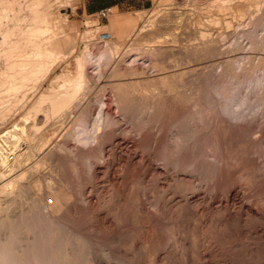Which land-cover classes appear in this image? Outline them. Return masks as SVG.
Segmentation results:
<instances>
[{
    "label": "rangeland",
    "instance_id": "374dc122",
    "mask_svg": "<svg viewBox=\"0 0 264 264\" xmlns=\"http://www.w3.org/2000/svg\"><path fill=\"white\" fill-rule=\"evenodd\" d=\"M166 1L151 0L145 9L136 12L112 11L103 19L98 14L82 15L79 0H47L42 9L49 12L46 20L51 23L49 31L58 38L57 44L54 41L39 45L42 55L31 74L25 73L24 66L8 73L0 69L1 83L25 77L16 94H12L16 98L11 96L9 107L2 108L10 109V113L0 121V240L3 243L7 235L16 239L19 249L17 245L14 249L22 260L18 259V264L34 262L32 257L40 259V264H47L48 257L58 261L52 264H264V0H231L230 8L225 10L212 7L210 0ZM169 11L172 13L168 16ZM121 29L127 35L132 29L139 31L140 35L134 36L138 35L139 45H146L143 48L151 49L154 44L172 49L164 48L165 54L155 50L152 56L150 51L142 54L144 49H128L137 41L130 45L132 41L129 43L127 36L121 39L117 33ZM200 31L207 33L205 37ZM116 41L121 43L117 45ZM206 42L207 49H203ZM112 45L110 56L114 59L107 58L109 52L105 51ZM198 46L202 53L208 50L207 55L199 53ZM83 54L90 58L85 56L86 73L94 77L93 81L89 79L90 87L76 93L77 98H71L73 103L67 105L69 109L61 108L54 117L50 116L53 113L46 100L35 117L31 108L41 94L49 89L59 94L63 91V95L71 92L77 73L76 58ZM118 60L122 70L139 67V74L116 77L112 70ZM154 60L166 66L164 73L165 69L156 67L161 73L152 67ZM3 62L4 59L0 67ZM174 72L178 75L171 77L173 83L169 79L171 83L167 81L164 87L156 84L146 89L142 84L130 93L126 84ZM120 81L126 82L121 90L113 86ZM117 91L120 97L115 95ZM153 95L154 102L150 99ZM144 99L147 106H141ZM47 111L50 113L46 118ZM34 127L37 133L31 130ZM14 134L17 135L12 138ZM38 135H43L47 143L39 141ZM174 135L180 139L179 146L173 144L177 141ZM7 137H21L16 140L22 159L16 162L19 165L11 159L13 141ZM36 143L45 145L43 158L41 151L32 149ZM55 196L57 201L59 198L56 204L63 206L42 211L45 209L41 210V203L51 205ZM39 227L43 231L40 228L39 232ZM41 231L46 239L50 238L46 240L50 247L37 240L43 238ZM40 245L47 246L46 251L50 249V256L42 253Z\"/></svg>",
    "mask_w": 264,
    "mask_h": 264
},
{
    "label": "bare ground",
    "instance_id": "6f19581e",
    "mask_svg": "<svg viewBox=\"0 0 264 264\" xmlns=\"http://www.w3.org/2000/svg\"><path fill=\"white\" fill-rule=\"evenodd\" d=\"M46 1L47 0H0V61H3V59H4V64L0 67V69H2V70H4V73H8L10 70H13V68H16V67H23L24 68V71H25V73H30L31 71H32V69L34 68V66H35V64L37 65V62H38V60L41 58L40 56L42 55L41 54V50L39 49V48H41V46L39 47V45L42 43V42H45V43H54V41H55V43L57 44V37H56V35L55 34H51V27H49V24H51V23H49L46 19H47V14H48V16H49V12H47L46 11V9H42V8H44V6L46 5V4H48V3H46ZM168 1V0H167ZM166 1V2H167ZM177 1V0H176ZM175 1V2H176ZM208 1V0H207ZM213 2V4H210V5H212V7H217V8H219V9H221V10H225V9H229L230 8V4L229 3H231L232 1L231 0H223L222 2H221V0H220V2L219 1H213V0H210V1H208V2ZM231 1V2H230ZM174 2V3H175ZM211 2V3H212ZM246 2V1H245ZM53 3V2H52ZM234 3V2H233ZM261 3V2H260ZM176 4H178V2H176ZM205 4H207V2L205 3ZM243 4V3H242ZM252 4V3H251ZM171 5V4H170ZM234 5V4H233ZM48 6V5H47ZM208 6V5H207ZM52 7H54V6H52ZM211 6H209V8H212ZM214 7V8H215ZM49 8V7H48ZM172 8V7H171ZM174 8V7H173ZM179 9V8H178ZM177 9V10H178ZM218 9V10H219ZM55 10V9H54ZM205 10H206V8H205ZM209 10V9H208ZM52 11V10H51ZM162 11V10H161ZM173 11V10H172ZM207 11V10H206ZM210 12H211V10H209ZM243 11V10H242ZM47 12V13H46ZM182 12V11H181ZM186 12V11H185ZM184 12V13H185ZM218 12V11H217ZM247 12V11H246ZM54 13V12H53ZM165 13V12H164ZM169 13H170V15H171V11H169L168 12V16H169ZM245 13V12H244ZM52 14V13H51ZM50 14V15H51ZM165 14V15H166ZM176 14H177V12H176ZM202 14V13H201ZM206 14V13H205ZM208 14H209V12H208ZM241 14H243V13H241ZM255 14V13H254ZM166 15V16H167ZM181 15V14H180ZM215 15V14H214ZM213 15V16H214ZM59 16V15H58ZM162 16L164 17V15L162 14ZM165 16V17H166ZM179 16V15H178ZM206 16V15H205ZM46 17V18H45ZM202 17V16H201ZM211 17H212V15H211ZM238 17V16H237ZM156 18V17H155ZM167 18H170V17H167ZM183 18V17H182ZM191 18V17H190ZM241 18H243V17H241ZM161 19V18H160ZM174 19V18H173ZM175 19H176V17H175ZM184 19V18H183ZM213 19V18H212ZM211 19V20H212ZM49 20V19H48ZM214 20H216V19H214ZM51 21V20H50ZM169 22L171 21L170 19L168 20ZM172 21H174V20H172ZM188 21H189V19H188ZM192 21V20H191ZM200 21V20H199ZM224 21V20H223ZM151 22V21H150ZM156 22V21H155ZM185 22V21H184ZM190 22V21H189ZM210 22H213V20L212 21H210ZM225 22V21H224ZM49 23V24H48ZM121 23V22H120ZM171 23V22H170ZM183 23V22H182ZM191 23V22H190ZM201 23V22H200ZM217 23H219V21L217 22ZM148 24V23H147ZM161 24V23H160ZM196 25H197V23H195ZM216 24V23H215ZM114 25V24H113ZM124 25V24H123ZM145 25V24H144ZM188 25H190V24H188ZM220 25V24H219ZM230 25V24H229ZM47 26V27H46ZM51 26V25H50ZM125 26V25H124ZM151 26V25H150ZM162 26V25H161ZM202 26V25H201ZM44 27H45V29H44ZM115 27V26H114ZM134 27V26H133ZM145 27V26H144ZM147 27V26H146ZM152 27V26H151ZM163 27H165V26H163ZM168 27V26H167ZM49 28L51 29L50 31H49ZM129 28V27H128ZM127 28V29H128ZM160 28V27H159ZM158 28V29H159ZM185 28V27H184ZM183 28V29H184ZM227 28H228V25H227ZM109 29V28H108ZM112 29V28H111ZM117 29V28H116ZM142 29V28H141ZM168 29H169V27H168ZM192 29V28H191ZM105 30H106V28H105ZM114 30H115V28H114ZM145 30H147V29H145ZM185 30V29H184ZM197 30V29H196ZM113 31V30H112ZM149 31V30H148ZM195 31V30H194ZM198 32H199V30H197ZM147 32V31H146ZM145 31H144V33H146ZM151 32H153V31H151ZM150 32V33H151ZM161 32V31H160ZM204 32V31H203ZM114 33V32H113ZM117 33H118V36L119 37H121V39H122V37L123 38H125L126 36H127V41L130 43V41H132V43L130 44V45H133V42L135 43V41H137L136 43H135V45L134 46H130V45H128V46H130V47H127L128 49L129 48H133L134 47V49H144V52L142 53V54H144L145 52H149L150 51V54H151V56H152V52H154L155 50H157V52H159V51H163L164 50V48L165 47H163L160 43V45L163 47V49L161 48V46H158V45H156V46H154V44H153V47L151 48V49H149V47L146 49V48H143V47H145V46H141V45H139V43H138V41H140V40H137V39H139L138 38V35H136V36H134L135 35V33L136 34H139V31H138V33L136 32V29L134 30V29H132V31L127 35V33H126V30H123V29H121V30H118L117 31ZM144 33H143V35H144ZM159 33V32H158ZM177 33V32H176ZM197 33V32H196ZM200 33H201V31H200ZM51 34V35H50ZM157 34V33H156ZM185 34V33H184ZM199 34V33H198ZM207 34V33H206ZM205 34V35H206ZM140 35V34H139ZM182 35V34H181ZM205 35H203V33H201V36H204L205 37ZM146 36V35H145ZM149 36V35H148ZM150 36H151V34H150ZM149 36V37H150ZM158 36V35H157ZM168 36V35H167ZM208 36V35H207ZM206 36V37H207ZM91 37V36H90ZM159 37V36H158ZM157 37V38H158ZM199 37V36H198ZM204 37L202 38V40L204 39ZM144 39H145V37H143ZM151 38V37H150ZM154 38V37H153ZM160 38V37H159ZM162 38H163V36H162ZM161 38V39H162ZM165 38H166V36H165ZM201 38H199V39H201ZM119 39V38H118ZM164 39V38H163ZM169 39V38H168ZM181 39H182V37H181ZM207 39V38H206ZM205 39V40H206ZM141 40H143V39H141ZM146 40H147V38H146ZM146 40H144V42L146 41ZM153 40V39H152ZM176 40V39H175ZM123 41H126V39L125 40H123ZM122 41V42H123ZM149 41V40H148ZM151 41V40H150ZM154 41V40H153ZM199 41V40H198ZM112 42H114V41H112ZM127 42V43H128ZM142 43H143V41H141ZM147 42V41H146ZM161 42V41H160ZM167 42H168V40H167ZM183 42V41H182ZM204 42V41H203ZM217 42V41H216ZM61 43V42H60ZM116 44L118 43V44H120L119 42H115ZM196 43V42H195ZM202 43V42H201ZM255 43V42H254ZM111 44V43H110ZM113 44V43H112ZM117 44V45H118ZM125 44V43H124ZM164 44V43H163ZM183 44V43H182ZM181 44V45H182ZM193 44V43H192ZM209 44V43H208ZM208 44H207V42L205 43V45H203L204 47H203V49L204 48H206L207 49V46H208ZM214 44V42L212 43V45ZM41 45H43V43L41 44ZM52 45V44H51ZM148 45V44H147ZM166 45V44H165ZM171 45V44H170ZM196 45V44H195ZM195 45H194V47H195ZM201 45V44H200ZM84 46H86V45H84ZM113 46V45H112ZM114 46H115V44H114ZM114 46L113 47H111V48H109L108 47V50L106 49H104L106 52H109V56L107 55L106 57L107 58H112L111 56H110V53H112V49L114 48ZM120 46V45H119ZM168 46V45H167ZM173 46V45H172ZM180 46V45H179ZM39 47V48H38ZM46 47V46H45ZM73 47V46H72ZM116 47V46H115ZM190 47V46H189ZM197 47V46H196ZM210 47H213V46H211L210 45ZM264 47V46H263ZM85 48V47H84ZM126 48V49H127ZM174 48H176V47H174ZM42 49V48H41ZM118 49H120V48H118ZM149 49V50H148ZM165 49H167V48H165ZM169 49H172V48H169L168 47V49L167 50H165V51H169ZM178 49V48H177ZM181 49V48H180ZM185 49V48H184ZM186 49H188V48H186ZM192 49H195V48H192ZM203 49L202 48H199V46H198V50H199V53H202L201 51H203ZM205 49V50H206ZM209 49V48H208ZM214 49V48H213ZM255 49V48H254ZM63 50V49H62ZM117 50V49H116ZM133 50V49H132ZM130 50L131 52H134V51H136V50ZM176 50V49H175ZM191 50V49H190ZM204 50V51H205ZM210 50V49H209ZM216 50H217V48H216ZM44 51H45V49H44ZM104 51V52H105ZM125 51H127V50H125ZM165 51H163V52H161V53H163V54H165ZM173 51V50H172ZM195 51H197V49L195 50ZM208 50H206V52H207ZM43 52V51H42ZM67 52H68V50H67ZM103 52V55L105 54ZM115 52V51H114ZM123 52V51H122ZM129 52V51H128ZM138 52H140V51H138ZM175 52V51H174ZM187 52V51H186ZM205 52V53H206ZM218 52V51H217ZM46 53V52H45ZM64 53V52H63ZM85 53V52H84ZM205 53H202V54H204L205 55ZM117 54V53H116ZM129 54H130V52H129ZM135 54V53H134ZM140 54V53H139ZM138 54V55H139ZM155 54V53H154ZM153 54V55H154ZM158 54V53H157ZM160 54V53H159ZM169 54V53H168ZM172 54V53H171ZM184 54V53H183ZM187 54V53H186ZM202 54H200V55H202ZM44 55V54H43ZM65 55H66V53H65ZM65 55H63V56H65ZM87 55H88V53H87ZM91 55V54H90ZM114 55H115V53H114ZM122 55V54H121ZM145 55H146V53H145ZM174 54H172V56H173ZM194 55H199L198 53H196V54H194ZM203 55V56H204ZM206 55H207V53H206ZM253 55V54H252ZM85 56H86V54H83V56L82 57H77L76 58V65H77V73H76V76H75V80L74 81H72V82H74V84L72 83V85H73V89L71 90V92L69 91L68 93H66L65 92V95H63V91L62 92H60V94L59 93H57L58 91L56 90V92L55 91H53V90H50L49 89V92L48 93H43V94H41L40 95V97H38L37 98V101H36V103H34V106H33V108H31L32 110H34V112H35V114H34V116L36 117V116H38L37 115V113H38V111L40 112L41 110H40V107L44 104H46V100H48V105L50 106H48L50 109L49 110H51L52 112L50 113V111H47L46 113H44L45 115L44 116H46V118L48 117L46 114H48V112L50 113V114H52V115H50V116H52V117H54V114L56 115V112H58L59 113V110L61 109V108H64V107H66L69 103H73V99L74 98H77L76 96H77V94L76 93H80L81 92V90L84 88H88V87H90L89 86V81H91V80H89L90 78L92 79V81H93V78L94 77H92L90 74V76L91 77H89V75L86 73V66H85V61H87V58H88V56H86L87 58H85ZM125 56V55H124ZM142 56V55H141ZM140 56V57H141ZM163 56V55H162ZM162 56H160V57H162ZM167 56V55H166ZM169 56H170V54H169ZM202 56V57H203ZM217 56V55H216ZM256 56V55H255ZM48 57H49V55H48ZM102 57V56H101ZM104 57H105V55H104ZM120 57V56H119ZM146 57V56H145ZM147 57H149V54H148V56ZM165 57V56H164ZM171 57V56H170ZM200 57V56H199ZM218 57V56H217ZM106 58V59H107ZM122 58V57H121ZM166 58H168V57H166ZM248 58V57H247ZM2 59V60H1ZM65 59V58H64ZM88 59H90V58H88ZM105 59V60H106ZM110 59H109V61H110ZM112 59H114V58H112ZM115 59H116V57H115ZM123 59H125V57L123 58ZM135 59H136V57H135ZM134 59V60H135ZM159 59V58H158ZM163 59V58H162ZM179 59V58H178ZM256 59V58H255ZM108 60V59H107ZM143 60V59H142ZM150 60V59H149ZM161 60V59H160ZM264 60V59H263ZM89 61V60H88ZM119 61V60H118ZM132 61V60H131ZM136 61V60H135ZM151 61H153V60H151ZM154 61H156V60H154ZM171 61V60H170ZM94 62V61H93ZM101 62V61H100ZM104 62V61H103ZM106 62V61H105ZM110 62H112V61H110ZM121 62H122V60H121ZM133 62V61H132ZM157 62V63H156ZM155 63L153 62V64L155 65V66H153V64H152V67H158L161 71H163L164 69V71H163V73L166 71V69L167 68H165L166 66H163L162 64H161V66H159L158 64V60L156 61ZM167 62H169V61H167ZM178 62H180V61H178ZM196 62V61H195ZM216 62V61H215ZM228 62V61H227ZM252 62H254L253 60H252ZM90 63V62H89ZM92 63V62H91ZM107 63H108V61H107ZM152 63V62H151ZM172 63V62H171ZM176 63V62H175ZM174 63V64H175ZM191 63V62H190ZM226 63V62H225ZM264 63V62H263ZM103 64V63H102ZM101 64V65H102ZM118 64L119 65H121L122 63H120V61L119 62H117V67L116 66H114V69L112 70V74L113 75H116V77L118 76V77H122L123 76V78L125 77V76H130V75H137V73L139 72V70H138V68H135V67H131L130 66V68L131 69H129V68H123L124 70H122L121 69V66L119 67L118 66ZM126 64H127V62H126ZM130 64V63H129ZM128 64V65H129ZM133 64V63H132ZM168 64V63H167ZM217 64V63H216ZM248 64V63H247ZM257 64V63H256ZM109 65V64H108ZM123 65H125V64H123ZM143 65V64H142ZM150 65V64H149ZM222 65V64H221ZM107 66V65H106ZM133 66V65H132ZM137 66V65H136ZM178 66V65H177ZM203 66V65H202ZM254 66V65H253ZM256 66V65H255ZM261 66V65H260ZM264 66V65H263ZM123 67V66H122ZM126 67V66H125ZM128 67V66H127ZM146 67V66H145ZM17 68V69H18ZM103 68V67H102ZM112 68H113V66H112ZM141 68V67H140ZM158 68H156L157 70H158ZM170 68V67H169ZM178 68V67H177ZM220 68V67H219ZM254 68V67H253ZM252 68V69H253ZM264 68V67H263ZM40 69V68H39ZM143 69V68H142ZM146 69V68H145ZM148 69V68H147ZM172 69V68H171ZM194 69V68H193ZM229 69V68H228ZM107 70V69H106ZM144 70V69H143ZM154 70V69H153ZM192 70V69H191ZM195 70V69H194ZM205 70V69H204ZM249 70V69H248ZM255 70V69H254ZM23 71V72H24ZM145 71V70H144ZM151 71V70H150ZM159 71V70H158ZM161 71H159V72H161ZM195 71H197V70H195ZM250 71H252V70H250ZM249 71V72H250ZM256 71V70H255ZM255 71H253V72H255ZM260 71V70H259ZM22 72V71H21ZM39 72H43V71H39ZM95 72V71H94ZM146 72V71H145ZM167 72H168V70H167ZM189 72H191V71H189ZM230 72V71H229ZM33 73V72H32ZM101 73V72H100ZM162 73V72H161ZM173 73V72H172ZM172 73H168V74H162L163 76H158L157 77V79L156 78H152V80H148V81H145V80H141V79H139V81L137 80L136 81V79H135V81H128L127 82V80H126V82L124 81V83H121V81H120V83H118V84H116V85H113V83H112V85L113 86H115L116 87V89H119V90H121V86H123L125 83L126 84H128L127 85V87L129 88L128 90H130L129 92L131 93L133 90H135L136 88L138 89V87L140 88V85H142L143 86V88H146V89H148V88H150V86L152 87V86H156V84H158L159 86H165V85H167V83H171L172 82V80H171V77H172V79L174 78V75H178V74H176L175 72V74H173L172 75ZM177 73H179V72H177ZM220 73V72H219ZM252 73V72H251ZM257 73V72H256ZM24 74V73H23ZM31 74V73H30ZM38 74V73H37ZM40 74V73H39ZM45 74V73H44ZM110 74H111V72H110ZM139 74V73H138ZM152 74V73H151ZM155 74V73H154ZM159 74V73H158ZM157 74V75H158ZM224 74V73H223ZM27 75V74H26ZM144 75V74H143ZM172 75V76H171ZM187 75V74H186ZM190 75V74H189ZM198 75V74H197ZM199 75H200V73H199ZM202 75V74H201ZM250 75V74H249ZM5 77H6V75H4ZM25 76V75H24ZM28 76V75H27ZM38 76V75H37ZM94 76V75H93ZM109 76H112V75H109ZM180 76V75H179ZM178 76V77H179ZM230 76V75H229ZM9 77V76H8ZM8 77H6L5 79H8ZM39 77V76H38ZM153 77V76H152ZM156 77V76H155ZM177 77V78H178ZM203 77V76H202ZM10 78V77H9ZM25 77H23V79H24ZM58 78V77H57ZM140 78V77H139ZM143 78V77H142ZM148 78V77H147ZM151 78V77H150ZM181 78V77H180ZM191 78V77H190ZM228 78V77H227ZM22 79V77H20L19 78V80H17L15 77H12V78H10L9 80H5V82L4 83H1V92H0V121L5 117L6 118V116L8 115V113H10V109H7V110H5L4 109V111H3V107H9L8 106V100H9V102H10V100L12 99V97L14 96L15 97V95H12L13 93H15V91L20 87V84H21V81H23V79ZM74 79V78H73ZM138 79V78H137ZM156 79V80H155ZM169 79L171 80V82H169ZM194 79V78H193ZM4 80V79H3ZM155 80V81H154ZM183 80V79H182ZM208 80V79H207ZM143 81H145V83H142ZM168 81V82H167ZM188 81H191V80H188ZM224 81V80H223ZM233 81H234V79H233ZM56 82H57V80H56ZM167 82V83H166ZM191 82H193V81H191ZM195 82V81H194ZM198 82V81H197ZM229 82V81H228ZM235 82V81H234ZM92 83V82H91ZM110 83V82H109ZM173 83V82H172ZM226 83V82H225ZM233 83V82H232ZM62 84V83H61ZM70 84V83H69ZM182 84V83H181ZM202 84V83H201ZM111 85V84H110ZM112 85H111V87H112ZM180 85V84H179ZM186 85H187V83H186ZM263 85V84H262ZM65 86V85H64ZM64 86L62 85V87L64 88ZM66 86H68V84L66 85ZM104 86V85H103ZM175 86V85H174ZM185 86V85H184ZM234 86V85H233ZM237 86V85H236ZM61 87V86H60ZM61 87V88H62ZM72 87V86H71ZM107 87V86H106ZM121 87V88H120ZM125 87V86H124ZM123 87V88H124ZM163 87H162V89H163ZM170 87V86H169ZM181 87V86H180ZM193 87V86H192ZM57 88V87H56ZM67 88V87H66ZM66 88L64 89V90H66ZM102 88V87H101ZM126 88V87H125ZM155 88V87H154ZM171 88V87H170ZM169 88V89H170ZM182 88V87H181ZM189 88V87H188ZM229 88V87H228ZM68 90L69 89H71L70 87L69 88H67ZM112 89V88H111ZM115 89V88H114ZM136 89V90H137ZM151 89V88H150ZM149 89V90H150ZM180 89V88H179ZM232 89H233V87H232ZM40 90V89H39ZM125 90V89H124ZM155 90V89H154ZM172 90V89H171ZM187 90V89H186ZM231 90V89H230ZM126 91V90H125ZM146 91V90H145ZM100 92V91H99ZM112 92V91H111ZM114 92V91H113ZM118 92V91H117ZM140 92V91H139ZM141 92H143V91H141ZM167 92H169V90L167 91ZM166 92V93H167ZM173 92V91H172ZM183 92V91H182ZM185 92V91H184ZM208 92H209V90H208ZM207 92V93H208ZM25 93V92H24ZM78 93V94H79ZM84 93V92H83ZM110 93V92H109ZM119 93V92H118ZM118 93H115V95L117 94L119 97H120V93L118 94ZM128 93V92H127ZM126 93V94H127ZM152 93H154V91L152 92ZM170 93V92H169ZM168 93V94H169ZM189 93V92H188ZM16 94V93H15ZM76 94V95H75ZM174 94V93H173ZM172 94V95H173ZM176 94V93H175ZM175 94H174V96H175ZM263 94V93H262ZM122 95H124V93H122ZM145 95V94H144ZM143 95V96H144ZM151 95V94H150ZM161 95V94H160ZM231 95V94H230ZM12 96V97H11ZM21 96H22V94H21ZM26 96V95H25ZM75 96V97H74ZM131 96H134V95H131ZM157 96H159V94H157ZM157 96H155V97H157ZM185 96V95H184ZM191 96V95H190ZM205 96H207V95H205ZM232 96V95H231ZM13 97V98H14ZM119 97H117L116 99H118ZM124 97H126V95L124 96ZM127 97H128V94H127ZM153 97V98H152ZM151 98L150 97H147V99L146 100H149V98L154 102L155 100H153L154 99V95L152 96ZM177 97V96H176ZM11 98V99H10ZM16 98V97H15ZM21 98V97H20ZM71 98H73V99H71ZM79 98V97H78ZM98 98V97H97ZM103 98V97H102ZM167 98V97H166ZM170 98V97H169ZM262 98V97H261ZM22 99V98H21ZM115 99V100H116ZM145 99L143 100V104L141 103V106H143V105H145V106H147L148 105V103L145 101ZM156 99V98H155ZM174 99V98H173ZM172 99V100H173ZM178 99V98H177ZM186 99H188V98H185V100ZM258 99V98H257ZM72 100V101H71ZM160 100V99H159ZM162 100V99H161ZM160 100V101H161ZM171 100V99H170ZM169 100V101H170ZM171 100V101H172ZM184 100V101H185ZM189 101H190V99H188ZM192 100V99H191ZM194 100V99H193ZM224 100H226V99H224ZM228 100H230V99H228ZM262 100V99H261ZM16 101V100H15ZM25 101V100H24ZM101 101V100H100ZM169 101H167V102H169ZM179 101V100H178ZM183 101V103H185ZM189 101H187L188 103H189ZM223 101V100H222ZM221 101V102H222ZM227 101V100H226ZM264 101V100H263ZM22 102V101H21ZM153 102H151V103H153ZM177 102V101H176ZM192 102V101H191ZM200 102V101H199ZM12 103H14V102H12ZM17 103H19V102H17ZM16 103V104H17ZM117 103V102H116ZM147 105H146V104ZM150 103V104H151ZM165 103V102H164ZM163 103V104H164ZM182 103V104H183ZM229 103V102H228ZM157 104H159V102H157ZM161 104V103H160ZM198 104V103H197ZM210 104V103H209ZM230 104V103H229ZM256 104V103H255ZM255 104H254V106H255ZM261 104H263V103H261ZM260 104V105H261ZM15 105V104H14ZM13 105V106H14ZM116 105V104H115ZM192 105V104H191ZM203 105V104H202ZM258 105V104H257ZM70 106V105H69ZM117 106V105H116ZM133 106V105H132ZM131 106V107H132ZM141 106H140V108H141ZM144 106V108L143 109H146V107ZM160 106V105H159ZM158 106V107H159ZM190 106V105H189ZM88 107V106H87ZM137 107V106H136ZM200 107V106H199ZM169 108V107H168ZM197 108V107H196ZM201 108V107H200ZM67 109H69L68 108V106H67ZM118 109V108H117ZM139 108H137V110H138ZM142 109V108H141ZM151 109H152V107H151ZM150 109V110H151ZM208 109V108H207ZM220 109V108H219ZM43 110V109H42ZM48 110V109H47ZM133 110H135V111H137L136 109H133ZM148 110V109H147ZM140 112H141V110H139ZM139 111H137V113L139 112ZM203 111V110H202ZM207 111V110H206ZM194 112H198L197 110L196 111H194ZM41 113V112H40ZM65 113V112H64ZM137 113H135V114H137ZM147 113H148V111H147ZM189 113V112H188ZM193 113V112H192ZM224 113V112H223ZM225 113H226V111H225ZM228 113H229V111H228ZM32 114V115H33ZM39 114V113H38ZM43 114V113H42ZM76 114V113H75ZM133 114V113H132ZM134 114V115H135ZM139 114V113H138ZM198 114V113H197ZM199 114H200V112H199ZM204 114V113H203ZM133 115V116H134ZM189 115V114H188ZM226 115V114H225ZM224 115V116H225ZM247 115V114H246ZM83 116V115H82ZM149 116H150V114H149ZM195 115H193L192 117H194ZM245 116V115H244ZM243 116V117H244ZM24 117V116H23ZM204 117H206V116H204ZM73 118V117H72ZM180 118V117H179ZM188 118V120L190 119V116L189 117H187ZM35 119H37V118H35ZM34 119V120H35ZM54 119V118H53ZM186 119V118H185ZM196 119V118H195ZM205 119V118H204ZM239 119V118H238ZM47 120V119H46ZM49 120H51V119H49ZM56 120V119H55ZM159 120V119H158ZM181 120V119H180ZM207 120V119H206ZM236 120V119H235ZM241 120V119H240ZM54 121V120H53ZM153 121V120H152ZM192 121V120H191ZM195 121V120H194ZM193 121V122H194ZM35 121H33V123H34ZM187 123H188V121H186ZM237 122V121H236ZM240 122V121H239ZM5 123V122H4ZM32 123V124H33ZM196 123V122H195ZM204 123V122H203ZM225 123V122H224ZM16 124V123H15ZM35 124V123H34ZM38 124V123H37ZM179 124V123H178ZM190 124V123H189ZM202 124V123H201ZM79 125V124H78ZM77 125V126H78ZM32 126V125H31ZM31 126H29V127H31ZM34 126V125H33ZM76 126V125H75ZM76 126V127H77ZM141 126V125H140ZM176 126V125H175ZM35 127H38V126H35ZM35 127H34V129H32L31 128V130H34L35 131V133H37V131L38 130H35ZM42 127V126H41ZM73 127V126H72ZM84 127V126H83ZM145 127V126H144ZM182 127V126H181ZM184 127H186V126H184ZM51 128V127H50ZM80 128V127H79ZM82 128V127H81ZM140 128V127H139ZM143 128V127H142ZM240 128V127H239ZM39 129V128H38ZM84 129V128H83ZM162 129V128H161ZM31 130H29V131H31ZM185 130V129H184ZM244 130V129H243ZM9 131V130H8ZM16 131V130H15ZM33 131V132H34ZM55 131V130H54ZM202 131H203V129H202ZM27 132V131H26ZM83 132H84V130H83ZM187 132V131H186ZM185 132V134H188V133H186ZM15 133V132H14ZM55 133V132H54ZM238 133V132H237ZM13 134V133H12ZM29 134V133H28ZM79 134V133H78ZM86 134V133H85ZM175 134V133H174ZM10 136V134H7L6 136ZM17 134H14V135H12V138L14 137V136H16ZM36 135V134H35ZM89 135H90V133H89ZM6 136H5V140H6ZM22 136V135H21ZM27 136V135H26ZM30 136V135H29ZM66 136V135H65ZM81 136V135H80ZM175 136V135H174ZM185 136V135H184ZM11 137V136H10ZM37 137V136H36ZM38 137H39V141H41V142H46L47 143V141H45V138H44V136L42 135L41 137H40V135H38ZM46 137V136H45ZM103 137V136H102ZM171 137H172V135H171ZM176 137V136H175ZM179 137V136H178ZM186 137V136H185ZM8 138V137H7ZM12 138H8V140H9V142H12V146L14 147V149L12 150V153H13V155H12V158L11 159H15L16 161H15V163L16 162H18V161H20V159H21V157H20V153L18 152V150H17V143H16V140H17V142L18 141H20L19 139H21V137H16L14 140L12 139ZM27 138V137H26ZM25 138V139H26ZM29 138V137H28ZM27 138V139H28ZM90 138V137H89ZM94 138V137H93ZM12 139V140H11ZM24 139V138H23ZM47 139V138H46ZM68 139V138H67ZM102 139V138H101ZM173 139V138H172ZM181 139H183V137L181 138ZM2 140V139H1ZM7 140V141H8ZM11 140V141H10ZM63 140V139H62ZM174 140V139H173ZM173 140H171V141H173ZM176 140L179 142L178 144H177V141H175L176 143H173L175 146H179L180 145V139L178 140L177 139V137H176ZM54 141V140H53ZM43 142V143H44ZM52 142V141H51ZM101 142V141H100ZM25 143V142H24ZM45 143V144H46ZM80 144V143H79ZM173 145V146H174ZM44 144H42V143H40V144H38V143H36V145L34 144L33 146H32V149L33 150H38V151H41L42 152V158H43V150H44V153H46V151H45V149H44ZM60 146V145H59ZM208 146H210L209 144H208ZM56 147V146H55ZM80 147H82V146H80ZM54 148V147H53ZM58 148V147H57ZM62 148V147H61ZM63 149V148H62ZM51 150V149H50ZM56 151V150H55ZM58 151V150H57ZM212 151H213V149H212ZM96 152V151H95ZM94 152V153H95ZM101 152V151H100ZM102 152H103V150H102ZM172 152V151H171ZM31 152H29V155H31L30 154ZM50 153V152H49ZM84 154H85V152H83ZM24 154V153H23ZM25 154H27V156H28V153H25ZM41 154V153H40ZM194 154V153H193ZM27 156H25L26 158H27ZM57 156V155H56ZM94 156V155H93ZM216 156V155H215ZM5 157V156H4ZM24 156H22V158H23ZM31 157V156H30ZM46 157V156H45ZM6 159H8L9 160V156H7V157H5ZM41 158V159H42ZM48 158V157H47ZM211 158V157H210ZM31 159V158H30ZM22 160V159H21ZM44 160V159H43ZM42 160V161H43ZM45 160H46V158H45ZM44 160V161H45ZM56 160V159H55ZM3 161V160H2ZM41 161V162H42ZM99 161H100V159H99ZM221 161V160H220ZM23 162V161H22ZM29 163V162H28ZM44 163V162H43ZM42 163V164H43ZM221 163V162H220ZM13 164V163H12ZM17 165H19L18 163H16ZM39 164V161L38 162H36V164L34 165V167H36L37 165ZM49 164V163H48ZM89 164V163H88ZM169 164V163H168ZM41 165V164H40ZM39 165V167H41ZM30 166V165H29ZM17 167V166H16ZM198 167V166H197ZM200 167V166H199ZM2 168V167H1ZM37 168V167H36ZM207 168V167H206ZM16 169V168H15ZM29 169V168H28ZM192 169V168H191ZM212 169V168H211ZM42 170V169H41ZM30 171V170H29ZM28 171V172H29ZM36 171V170H35ZM199 171V170H198ZM25 172V171H24ZM212 172V171H211ZM35 173V172H34ZM51 173V172H50ZM10 174V173H9ZM25 174V173H24ZM38 174V173H37ZM3 175V174H2ZM21 175V174H20ZM29 175V174H28ZM27 175V176H28ZM33 175H35V174H33ZM25 176V175H24ZM205 176V175H204ZM19 177V176H18ZM1 178V177H0ZM17 179V178H16ZM21 179H23L22 177H21ZM25 179V178H24ZM204 179V178H203ZM1 180V179H0ZM45 180V179H44ZM51 181V180H50ZM50 183V182H49ZM8 184H10V183H8ZM51 184V183H50ZM3 185H5V184H3ZM29 185V184H28ZM49 186V185H48ZM16 187V186H15ZM17 187H18V185H17ZM29 187V186H28ZM14 188V187H13ZM43 188V187H42ZM45 188V187H44ZM48 188V187H47ZM50 188H52V187H50ZM6 190V189H5ZM16 190V189H15ZM14 190V191H15ZM21 190V189H20ZM29 190V189H28ZM46 190V189H45ZM52 190V189H51ZM232 190V189H231ZM3 191V190H2ZM37 191V190H36ZM42 191V190H41ZM12 192V191H11ZM10 192V193H11ZM6 193H7V191H6ZM21 193H22V191H21ZM60 192H58V194H59ZM16 194V193H15ZM19 194V193H18ZM27 194V193H26ZM25 194V195H26ZM57 194V195H58ZM7 195V194H6ZM24 195V194H23ZM32 195V194H31ZM60 195V194H59ZM9 196V195H8ZM16 196V195H15ZM19 196V195H18ZM29 196V195H28ZM36 196V195H35ZM33 197V196H32ZM54 197V196H53ZM56 197V196H55ZM65 197V196H64ZM24 198V197H23ZM22 198V199H23ZM29 198V197H28ZM27 198V199H28ZM52 198V197H51ZM6 199V198H5ZM8 199V198H7ZM12 199V198H11ZM36 199H39V198H36ZM19 200V199H18ZM9 201V200H8ZM64 201V200H63ZM62 201V202H63ZM10 202V201H9ZM30 201H28V204H30L29 203ZM35 202H36V200H35ZM41 202H43V201H41ZM59 202V198H58V201H57V197L56 198H54V203H52L51 205H49V204H47L46 203V201L45 202H43V203H41V205H40V207H41V210H42V207H43V209H45V210H42V211H47L49 208H52V207H54V206H57L58 207V205H60L61 203H59L58 205L56 204V203H58ZM3 203V202H2ZM17 203V202H16ZM10 204V203H9ZM11 204H13V203H11ZM18 204V203H17ZM62 205V204H61ZM61 205H60V207H61ZM63 206V205H62ZM39 207V206H38ZM56 207V208H57ZM13 208V207H12ZM11 208V209H12ZM55 208V207H54ZM53 208V209H54ZM38 209H40V208H38ZM7 211H8V208L6 209ZM20 210V209H19ZM57 210H58V208H57ZM57 210H54V211H57ZM60 210V209H59ZM39 211V210H38ZM49 211H50V209H49ZM6 212V211H5ZM58 212V211H57ZM56 212V213H57ZM17 213V212H16ZM55 213V212H54ZM54 213L52 214V216L54 215ZM19 214V213H18ZM34 214V213H33ZM13 215H14V213H13ZM17 215V214H16ZM22 215V214H21ZM51 215V214H50ZM2 216V215H1ZM5 216V215H4ZM15 216V215H14ZM58 216V215H57ZM36 217V216H35ZM3 218V217H2ZM12 218V217H11ZM22 218V217H21ZM31 218V217H30ZM48 218V217H47ZM54 218V217H53ZM57 218V217H56ZM59 218V217H58ZM39 219V218H38ZM37 219V220H38ZM41 219V218H40ZM44 219V218H43ZM2 220V219H1ZM9 221H10V218L8 219ZM8 220H7V223H8ZM11 220H13V218L11 219ZM30 220V219H29ZM25 221V220H24ZM1 222V221H0ZM4 222V221H3ZM18 222V221H17ZM29 222V221H28ZM31 222V221H30ZM38 222V221H37ZM4 223H6V222H4ZM60 223V222H59ZM58 223V224H59ZM8 224H10V223H8ZM4 225V224H3ZM42 225V224H41ZM40 225V226H41ZM43 225H44V223H43ZM42 225V226H43ZM56 225V224H55ZM1 226V225H0ZM5 226V225H4ZM31 226V225H30ZM33 226V225H32ZM38 226V225H37ZM45 226V225H44ZM49 226V225H48ZM61 226H62V224H61ZM13 227H15V226H13ZM29 227V226H28ZM27 227V228H28ZM52 227V226H51ZM63 227V226H62ZM65 227V226H64ZM34 228V227H33ZM41 227H39L38 228V231L40 232V230H42V228L40 229ZM8 229H9V227H8ZM13 229V228H12ZM11 229V230H12ZM29 229V228H28ZM35 229V228H34ZM37 229V228H36ZM40 229V230H39ZM53 229V228H52ZM51 229V230H52ZM57 229V228H56ZM62 229H64V228H62ZM11 230H10V232H11ZM66 230V229H65ZM5 231H6V229H5ZM13 231V230H12ZM36 231V230H35ZM38 231H37V233H38ZM43 231V230H42ZM42 231H41V236L40 237H42V235L44 234V232L42 233ZM47 231V230H46ZM14 232H15V230H14ZM48 232V231H47ZM50 232V231H49ZM23 233V232H22ZM28 233V232H27ZM31 234V233H30ZM39 234V233H38ZM37 234V235H38ZM46 234V233H45ZM34 235H35V233H34ZM48 235V234H47ZM36 236V235H35ZM50 236V235H49ZM27 237V236H26ZM25 237V238H26ZM8 238V239H7ZM7 240H5V241H3V243H1V240H0V264H18V261H20L21 259L20 258H17V255L18 256H20L21 254L19 253V252H17L18 250L17 249H19L18 248V242H16L15 240V238L14 237H12L11 235H10V238L8 237V235H7ZM14 239V241L12 240V239ZM0 239H2V236H1V238ZM38 239H40L39 241L42 243V245L44 244V246L46 245V243H48L47 244V246H49L51 243H49L50 241H46V240H50V238H45V236L43 235V238H37V240ZM42 239V240H41ZM43 239H45V241L43 242ZM36 240V241H37ZM67 240V239H66ZM14 242V244H12L13 242ZM25 241H27V239L25 240ZM30 241V240H29ZM70 241V240H69ZM31 242V241H30ZM40 242H38V243H40ZM46 242V243H45ZM16 243V244H15ZM24 243V242H23ZM29 243V242H28ZM37 242H35L34 243V245L36 244ZM53 243V242H52ZM61 243V242H60ZM59 243V244H60ZM64 243V242H63ZM53 244H55V243H53ZM57 244V243H56ZM55 244V245H56ZM69 244H70V242H69ZM17 245V246H16ZM27 245V244H26ZM17 247V249L15 250L14 249V247ZM29 246V245H28ZM41 246V245H40ZM40 246H39V248H40ZM46 246V247H47ZM51 246V245H50ZM49 246V247H50ZM60 246V245H59ZM71 246V245H70ZM15 247V248H16ZM25 247V246H24ZM42 247V246H41ZM46 247H42L41 248V251H42V253H45L46 255H47V253H48V251L50 250V249H47V251L45 250V248ZM20 248H21V246H20ZM23 248V247H22ZM43 248H44V252H43ZM52 248V247H51ZM69 248V247H68ZM25 249V248H24ZM28 249H30L29 247H28ZM30 250H32V249H30ZM33 250H34V248H33ZM36 250V249H35ZM34 250V251H35ZM65 250V249H64ZM21 251H23L24 252V250H21ZM25 251H26V249H25ZM28 251V250H27ZM63 251V250H62ZM16 253H18V254H16ZM26 253V252H25ZM28 253V252H27ZM33 253V252H32ZM50 253V252H49ZM20 254V255H19ZM69 254V253H68ZM25 255V254H24ZM32 255V254H31ZM39 255V254H38ZM59 255V254H58ZM62 255H63V253H62ZM23 256V255H22ZM40 256H42V255H40ZM45 256V255H44ZM43 256V258H45ZM48 256H50V255H47V257ZM39 257V256H38ZM55 257V256H54ZM61 257V256H60ZM33 258V261L34 262H32V260H31V262L30 263H32V264H40L38 261L40 260H37V257H32ZM40 258V257H39ZM53 258V257H52ZM56 258H58L57 256H56ZM18 259H20V260H18ZM24 259V258H23ZM37 260V261H36ZM51 258H49L48 257V261H47V264H52V261L54 260H51ZM58 260V259H57ZM62 260V259H61ZM64 260V259H63ZM22 261V260H21ZM50 261V262H49ZM55 261V260H54ZM53 261V262H54ZM41 262V261H40ZM58 262V261H57ZM56 261H55V263H57ZM29 263V264H30ZM44 263V262H43ZM43 263H41V264H43ZM22 264H24V262H22ZM26 264H28V262L26 261ZM62 264V263H61Z\"/></svg>",
    "mask_w": 264,
    "mask_h": 264
},
{
    "label": "crops",
    "instance_id": "0c3cea01",
    "mask_svg": "<svg viewBox=\"0 0 264 264\" xmlns=\"http://www.w3.org/2000/svg\"><path fill=\"white\" fill-rule=\"evenodd\" d=\"M151 0H79L78 10L86 15H95L105 8L125 14L143 10Z\"/></svg>",
    "mask_w": 264,
    "mask_h": 264
},
{
    "label": "built area",
    "instance_id": "2783aa9c",
    "mask_svg": "<svg viewBox=\"0 0 264 264\" xmlns=\"http://www.w3.org/2000/svg\"><path fill=\"white\" fill-rule=\"evenodd\" d=\"M112 10L110 8H105V9H102L98 12V15L100 18H108V16L111 14ZM53 200H49L48 202L49 203H52Z\"/></svg>",
    "mask_w": 264,
    "mask_h": 264
}]
</instances>
